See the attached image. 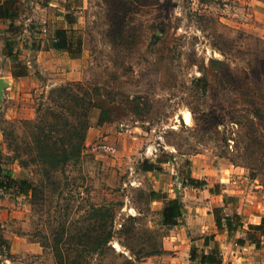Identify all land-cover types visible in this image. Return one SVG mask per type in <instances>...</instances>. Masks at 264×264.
Wrapping results in <instances>:
<instances>
[{"label": "rangeland", "instance_id": "374dc122", "mask_svg": "<svg viewBox=\"0 0 264 264\" xmlns=\"http://www.w3.org/2000/svg\"><path fill=\"white\" fill-rule=\"evenodd\" d=\"M18 1L12 43L53 51L40 64L25 54L4 65L13 83L9 101L16 104L9 106L14 114L0 115V168L2 179L25 184L0 189V264H55V240L60 249L69 241L57 234L86 226L90 205L113 210L116 229L137 216L139 237L130 244L137 260L112 241L114 252L102 259L83 253L91 264H162V251L143 257L149 247L142 246V232L149 231L158 250L173 230L160 224L169 199L182 211L203 205L210 218L214 213L223 223L229 217L233 227L255 234L264 217V39L240 26L246 13L240 2L33 0L36 18L23 26L29 13L26 0ZM56 29L72 33L76 58L52 49ZM72 84L79 87L66 86ZM60 86L90 95L95 108L85 113L86 130L77 123L83 111L72 113L68 103L65 110L56 107L52 90ZM101 108L111 122L97 124ZM80 134L83 150L76 159L69 153ZM37 139L52 149L55 166L38 157ZM144 161L158 162L159 171L143 172ZM203 190L217 197L204 198ZM150 191L156 193L152 201ZM186 223L184 216L176 220Z\"/></svg>", "mask_w": 264, "mask_h": 264}, {"label": "trees", "instance_id": "16d2710c", "mask_svg": "<svg viewBox=\"0 0 264 264\" xmlns=\"http://www.w3.org/2000/svg\"><path fill=\"white\" fill-rule=\"evenodd\" d=\"M0 5V17L1 18H13L12 13H8L5 11ZM72 32V31H71ZM72 33L68 32L66 29H56L52 35V42L51 47L54 50H64L67 52L70 58H76V54L71 53L70 47L72 46ZM200 80V79H199ZM66 86H78L76 84L66 85ZM66 86H60L56 89L52 90L53 96L55 97V104L60 110H65L68 107H65V104L68 103L70 105L69 109L74 113L75 111H83L82 116L77 120L78 126L80 130L84 131L87 128V120L85 113L91 108H95V105L92 103L90 95L86 90L79 89L82 93L80 96H77L75 93H68ZM203 89V87H201ZM100 113L98 115L97 124H102L106 122H111L106 117V110L99 109ZM74 111V112H73ZM55 121L61 120V115L59 112L54 115ZM41 131V130H40ZM52 133V130L48 131V134ZM74 134V132H73ZM75 136L76 133H75ZM68 143H71V137L68 138ZM62 140V139H60ZM64 142V141H63ZM36 149L39 152L38 157L47 161V165L49 164L50 167L55 166L57 164V157L51 153V148L45 143L42 139H37L35 141ZM71 154L73 158H79L82 150H83V134L78 135L76 137V141L71 145ZM60 160L65 161L68 158V154L62 152L60 154ZM45 162V161H44ZM187 164V163H186ZM159 163L156 162L154 164L147 163L146 161L140 164V170L143 172H153L159 171ZM4 177L1 173L0 168V189H12L13 186L21 188L22 185L25 184V181L20 180L16 181L10 177ZM189 182L195 184V186H202L204 183L199 181H194L187 177ZM32 192L35 189H31ZM156 196V193L150 191L147 194L148 201H152V198ZM161 225L167 228L173 227L176 225V220L181 216V205L177 201V199H169L162 204V207L159 211ZM84 223L87 224L86 226L79 227L75 229V231L71 232L66 229H61L58 235H66L69 239L67 240L66 247L64 249H60L59 242L60 240H55V244L52 246L53 250V258L55 264H91L89 260H85L84 254H98L102 259L103 256L108 254V251L114 252L113 248L111 247V242L114 241L117 245L125 249L127 251L128 256L132 257L133 260H137L135 253L139 251H133L131 247V242L133 240H138L137 231L135 230L133 223L138 220L137 216L128 217L125 222L126 224H118V228L116 229L113 226L115 214L113 210L109 209L105 205H90L89 206V214L86 216ZM213 221L216 228H220L222 223L221 219L217 217L213 213ZM223 224L229 230L231 225V219L229 217L223 218ZM255 230L260 236H264V217H262L256 225ZM146 235V238L142 239L146 244L142 245L149 247L144 254L143 257H150L157 255V253H161V246L157 250L155 246L150 244L151 238L153 236H149V231L143 230L142 232ZM129 242V243H128ZM69 252H72L75 257L71 258L68 256ZM194 252V251H193ZM84 253V254H83ZM83 254V255H82ZM194 253H191V256ZM64 255L66 257H64ZM119 255L122 254L119 253ZM217 251L211 250L208 254H202L199 257L198 263L199 264H217L219 259L216 257ZM91 259V258H90ZM101 259L98 260L97 264H100ZM105 259V258H104ZM103 259V260H104ZM130 259H126L128 262ZM102 264V263H101Z\"/></svg>", "mask_w": 264, "mask_h": 264}, {"label": "crops", "instance_id": "0c3cea01", "mask_svg": "<svg viewBox=\"0 0 264 264\" xmlns=\"http://www.w3.org/2000/svg\"><path fill=\"white\" fill-rule=\"evenodd\" d=\"M234 1L240 2L241 12L246 10V13L243 15L245 18L240 23L242 29L264 39V0ZM19 4L18 0H0V5L8 13L15 10V5L18 8ZM24 6L25 10L29 13V18L28 16L27 18L24 17L25 19L22 18L21 21L23 22V26H26L24 22L32 20L30 17L36 18L32 14V7L36 5L33 0H26ZM19 18L18 14L17 17L15 15L11 19L0 17V78H7L10 82L8 87L3 91L4 96L0 103V115H5V111L10 115L14 114V108H9V106L16 104H14V100L12 103L9 101V90L13 86V83H11L12 77L9 76V67H4L5 63H8L11 58H17L18 55L21 58L25 54H34V62L40 64L48 56H51V51H53H43L37 48L36 45L32 46L31 44L23 43V41L17 42V45L12 43L13 38H17L14 37V23L19 24ZM29 28L28 26L27 30L33 34V31L29 30ZM1 61H4L3 66H1ZM69 63H72V60H69ZM41 66H46V64ZM37 77L40 76L37 74ZM17 79L21 80L22 77H17ZM40 79L43 80V78ZM8 88L10 89L7 91ZM202 192H205L207 196ZM208 192L210 191L203 190L201 194L204 198L212 199L213 197H217L214 192L213 197H208ZM186 209L181 210V216H184L188 220V223L182 226H173V230H169L170 233L161 241L162 254L158 257L161 258L162 264H178L179 260L183 264H199L198 260L201 253L208 254L213 249L217 251L216 257L219 259L217 264H264V236H260L256 230H251L255 232L252 236L248 234L250 230H247L244 226L235 228L232 223L229 230H227L223 223L220 228H216L213 215L210 218L211 214L206 212V208L203 205L200 208L197 207V209ZM191 253H196L197 256L194 254L191 256Z\"/></svg>", "mask_w": 264, "mask_h": 264}, {"label": "water", "instance_id": "95a60500", "mask_svg": "<svg viewBox=\"0 0 264 264\" xmlns=\"http://www.w3.org/2000/svg\"><path fill=\"white\" fill-rule=\"evenodd\" d=\"M9 83L10 82L7 78H0V103L4 96L3 91L8 87Z\"/></svg>", "mask_w": 264, "mask_h": 264}, {"label": "built area", "instance_id": "2783aa9c", "mask_svg": "<svg viewBox=\"0 0 264 264\" xmlns=\"http://www.w3.org/2000/svg\"><path fill=\"white\" fill-rule=\"evenodd\" d=\"M96 149H100L101 151H104V152H112V148L109 146H105V145H99L96 147Z\"/></svg>", "mask_w": 264, "mask_h": 264}, {"label": "bare ground", "instance_id": "6f19581e", "mask_svg": "<svg viewBox=\"0 0 264 264\" xmlns=\"http://www.w3.org/2000/svg\"><path fill=\"white\" fill-rule=\"evenodd\" d=\"M185 120H186V122H189V117L187 116V117L185 118Z\"/></svg>", "mask_w": 264, "mask_h": 264}]
</instances>
